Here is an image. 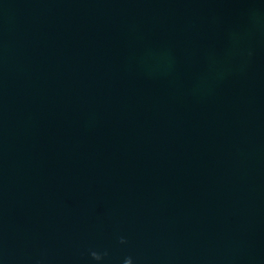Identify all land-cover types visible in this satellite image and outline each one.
Listing matches in <instances>:
<instances>
[{"label": "water", "instance_id": "water-1", "mask_svg": "<svg viewBox=\"0 0 264 264\" xmlns=\"http://www.w3.org/2000/svg\"><path fill=\"white\" fill-rule=\"evenodd\" d=\"M129 257L264 264V0H0V264Z\"/></svg>", "mask_w": 264, "mask_h": 264}, {"label": "clouds", "instance_id": "clouds-1", "mask_svg": "<svg viewBox=\"0 0 264 264\" xmlns=\"http://www.w3.org/2000/svg\"><path fill=\"white\" fill-rule=\"evenodd\" d=\"M121 243H126V241L122 238L121 239ZM91 256L97 261H100L103 258L100 253L95 252V251H93L91 253ZM124 264H133V261H132L131 257L126 258L125 261H124Z\"/></svg>", "mask_w": 264, "mask_h": 264}]
</instances>
